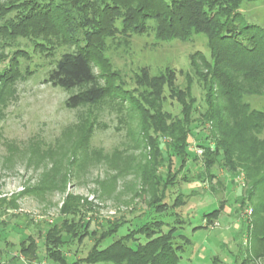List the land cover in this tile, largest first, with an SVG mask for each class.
I'll return each instance as SVG.
<instances>
[{
    "label": "rangeland",
    "instance_id": "1",
    "mask_svg": "<svg viewBox=\"0 0 264 264\" xmlns=\"http://www.w3.org/2000/svg\"><path fill=\"white\" fill-rule=\"evenodd\" d=\"M238 10L243 22L264 28V0H244ZM125 15L126 9H120L114 19V34L102 40V53L93 56L98 85L110 93L95 104L67 107L65 100L82 89H63L49 80L48 72L68 50L66 45L46 49L31 39L15 37L0 46V74L13 75L10 83L0 85V203L6 208L0 211V264H51L44 256L42 235L66 218L61 208L68 195L84 202L75 220L83 216L92 225L124 220L123 231L134 228L146 218L149 199L148 187L140 176L151 157L142 136L143 116L138 111L145 106L142 93L151 102L155 91L170 95L164 92L166 82L174 83L176 91L183 89L189 73L195 98L192 116H199L206 107V90L189 72L191 55L196 51L208 53L206 36L191 32L187 40L162 41L148 28L154 22L151 19L145 32L124 31ZM179 100L166 98L162 106L179 116ZM246 101L264 111V94L247 95ZM207 124L209 129L211 123ZM206 131H193L189 137V150L197 157L198 166H190L189 181L179 180L167 200L170 205L182 193L183 204L165 213L152 212L147 218L173 222L176 209L180 223L171 224L176 227V241L188 240L180 264H199L204 251L208 259L217 254L232 263L237 248L243 252L248 248V225L257 218L253 209L264 201L261 188L246 204H240L251 190L241 168L233 182L219 166L214 172L221 182L213 179L210 184L204 177L196 180L203 151L198 145L209 141ZM221 201L218 220L206 226L203 215L217 209ZM224 209H231L230 213ZM27 234L37 242V259L19 254V242ZM91 244L87 236L62 250L69 258L75 253L83 256ZM211 248L215 250L211 252ZM257 264H264V256Z\"/></svg>",
    "mask_w": 264,
    "mask_h": 264
},
{
    "label": "trees",
    "instance_id": "2",
    "mask_svg": "<svg viewBox=\"0 0 264 264\" xmlns=\"http://www.w3.org/2000/svg\"><path fill=\"white\" fill-rule=\"evenodd\" d=\"M243 1L0 0V43L4 42L1 47L15 37L31 39L34 45L46 49L56 44L68 47L49 70L48 77L53 85L63 89H82L65 100L71 108L82 103L95 104L110 94L107 87L98 85L93 56L102 51V40L114 34V19L120 9H126L121 27L124 31L145 32L146 22L151 19L154 22L148 28L159 40H187L191 32H200L207 38L208 53L196 51L190 57L189 72L206 90V107L199 116H192L195 98L189 73L185 88L176 91L174 83L167 81L164 92L169 91L170 95L155 91L151 94L156 96L154 100L151 97L154 103L146 99L144 92L141 95L145 105L138 110L144 120L142 136L151 154L140 175L149 194L146 218L125 231L124 220H106L97 225L83 216L75 220L84 202L68 195L61 208L66 218L49 226L42 235L44 256L51 264H180V254L188 240L176 241V227L171 226L180 223L176 209L173 222L147 218L152 212L165 213L183 204L182 193L170 205L167 200L179 180L189 181L190 166H198L197 157L189 150L193 131L207 130L206 139L209 138L205 144L198 143L203 151L196 180L221 182L214 172V167L219 166L231 175L233 182L241 168L251 190L248 199H242L240 204H246L258 189L262 188L264 193V111L246 101L247 95L264 94V28L243 22L238 10ZM12 79L13 75L2 73L0 85L6 86ZM110 86L114 89L113 81ZM166 98H180L179 116L162 106ZM222 207L223 201L203 218L212 222ZM5 209V203H0V211ZM253 210L257 218L248 225L249 246L244 252L240 250L230 264H257L264 256V201ZM87 236L92 244L86 254L75 253L71 258L64 254V247L81 243ZM37 248L31 234L19 242L21 256L37 259ZM211 264H223V260L215 255Z\"/></svg>",
    "mask_w": 264,
    "mask_h": 264
},
{
    "label": "crops",
    "instance_id": "3",
    "mask_svg": "<svg viewBox=\"0 0 264 264\" xmlns=\"http://www.w3.org/2000/svg\"><path fill=\"white\" fill-rule=\"evenodd\" d=\"M230 210H231V209H228V210L224 209L223 212H226L227 214H229V213H230ZM217 220H218V218H217ZM205 225L208 226V223L206 222ZM246 236H247V235H246ZM221 237H224V234H222ZM245 240L247 241V238H246ZM224 245H225V244H224ZM226 245H227V243H226ZM213 249H214V248H211L210 251L212 252ZM239 249H240V248H237L236 252L234 253L235 256L239 254V251H240ZM214 250H215V249H214ZM208 255H209V254H208ZM215 255H217V254H213V255H211L210 258L208 259V256H207V254H206L205 251H204V254L201 253V255H200L199 264H207V263L211 264V257H213V256H215ZM219 257H220V256H219ZM220 258L223 260V264H228V263L225 262V261L227 260V258H224V257H223V258L220 257Z\"/></svg>",
    "mask_w": 264,
    "mask_h": 264
},
{
    "label": "built area",
    "instance_id": "4",
    "mask_svg": "<svg viewBox=\"0 0 264 264\" xmlns=\"http://www.w3.org/2000/svg\"><path fill=\"white\" fill-rule=\"evenodd\" d=\"M247 213H248V214H251V213H252V211H251V210H249Z\"/></svg>",
    "mask_w": 264,
    "mask_h": 264
}]
</instances>
